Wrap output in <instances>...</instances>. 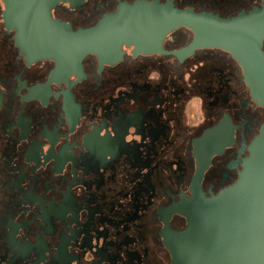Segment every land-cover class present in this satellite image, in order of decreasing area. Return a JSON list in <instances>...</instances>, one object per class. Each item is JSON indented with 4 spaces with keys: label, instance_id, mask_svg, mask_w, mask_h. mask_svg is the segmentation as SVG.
<instances>
[{
    "label": "flooded vegetation",
    "instance_id": "af4514ba",
    "mask_svg": "<svg viewBox=\"0 0 264 264\" xmlns=\"http://www.w3.org/2000/svg\"><path fill=\"white\" fill-rule=\"evenodd\" d=\"M136 1L32 0L10 16L0 0V264H177L167 239L188 225L184 201L237 182L264 106L231 52L180 58L194 35L182 26L163 51L46 53L64 26H96ZM147 1L223 17L264 2ZM27 12L30 55L18 40Z\"/></svg>",
    "mask_w": 264,
    "mask_h": 264
},
{
    "label": "water",
    "instance_id": "95a60500",
    "mask_svg": "<svg viewBox=\"0 0 264 264\" xmlns=\"http://www.w3.org/2000/svg\"><path fill=\"white\" fill-rule=\"evenodd\" d=\"M8 1L10 16L19 6L30 4L31 7L32 3V0ZM23 18L18 25V40L30 55L32 17L27 12ZM182 26L190 28L194 35L186 47L175 52L177 56L183 58L201 47H219L231 52L243 67L251 95L264 106V2L262 7L223 17L158 1L138 0L121 5L96 26L77 30L64 26L63 41L45 51L62 54L65 60L80 61L96 53L101 59L111 61L124 43L134 44L142 52L163 51L166 36ZM248 150L236 183L217 194L212 192L209 197L202 187H195L192 198L184 201L188 225L181 231L170 232L167 239L175 263L264 264V124ZM213 153L214 150L201 153V173L211 162Z\"/></svg>",
    "mask_w": 264,
    "mask_h": 264
}]
</instances>
